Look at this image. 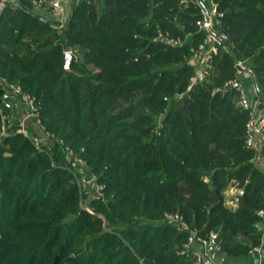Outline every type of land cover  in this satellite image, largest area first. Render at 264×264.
<instances>
[{"label":"trees","instance_id":"16d2710c","mask_svg":"<svg viewBox=\"0 0 264 264\" xmlns=\"http://www.w3.org/2000/svg\"><path fill=\"white\" fill-rule=\"evenodd\" d=\"M181 1L74 0L65 24L37 14L34 0L2 9L0 81L36 96L41 124L103 187L94 197L79 186L61 143L40 150L10 119L4 137L0 113V264H191V230H216L220 247L236 255L259 242L264 170L253 159L264 147L246 145L237 88L219 89L236 56L222 51L212 81L190 88L203 35L199 8ZM217 1L230 48L239 45L234 24L263 50L264 0ZM67 50L77 55L72 69ZM229 184L242 189L235 209L223 198Z\"/></svg>","mask_w":264,"mask_h":264},{"label":"built area","instance_id":"2783aa9c","mask_svg":"<svg viewBox=\"0 0 264 264\" xmlns=\"http://www.w3.org/2000/svg\"><path fill=\"white\" fill-rule=\"evenodd\" d=\"M15 0H0V12L7 5L8 2ZM43 1V0H41ZM62 0H51L52 5H58ZM182 3H194L200 10V17L196 21L197 28L199 32L202 33V40L194 47L190 63L194 67L195 73L190 80V88L204 83L207 81L214 70V61L222 51H229L231 38L229 32L223 28L220 24V3L217 0H182ZM164 40L173 46L180 45L182 40L180 38H175L167 35ZM237 72L234 78L226 82L228 86H235L237 88V104L243 110L249 112V121L247 123L246 129V145L253 147L255 149H260L264 143V113L260 109L261 101L257 98L256 102L252 101L249 92L241 83V77L243 73H248L252 75V70L244 65L243 61H239L236 64ZM6 89L9 90V94L14 98H20L25 101V107L28 108L29 114L27 117L32 116L34 119L40 120V106L36 96L22 87L19 84L8 82L7 80H2ZM0 113L2 114L1 110ZM2 120L4 123L5 116L2 114ZM26 117V118H27ZM21 128L18 132L29 136L32 142L38 149H41L43 143L38 136H31L28 129H23L24 125L21 122ZM3 132L5 131V125H2ZM5 133V132H4ZM3 133V134H4ZM8 133H6L7 135ZM62 144L64 151L66 152V160L78 169L82 167H88L87 161L78 155L74 149L65 142L62 138L58 140ZM80 181H78L81 188L90 187V190L94 189V197L102 196L101 189L103 187L94 175L87 176L83 174L80 176ZM235 200H238L236 197ZM236 205V204H235ZM92 212V211H91ZM260 214H264V209L260 211ZM185 227L186 225L183 224ZM193 244H199L200 247L207 249L208 247H213L218 250L221 249L219 243V236L216 230H210L208 234L202 235L198 234L197 231L191 230L188 240L184 244V248L190 251ZM263 247L255 245L250 249L251 253H262ZM191 264H215L210 258H208L206 251H199L193 257Z\"/></svg>","mask_w":264,"mask_h":264},{"label":"rangeland","instance_id":"374dc122","mask_svg":"<svg viewBox=\"0 0 264 264\" xmlns=\"http://www.w3.org/2000/svg\"><path fill=\"white\" fill-rule=\"evenodd\" d=\"M34 1L36 3V6H37L36 13L40 14L42 16H44V14L47 11H49V9L52 6L51 0H43V1L34 0ZM72 6H73V3H72ZM71 10H72V7H71ZM71 10H70V13H71ZM69 17L67 18V20L69 19ZM67 20H65L64 22H61V23L65 24L67 22ZM230 28L233 29V32H234V34H232V37L238 39L237 43L239 45L238 46L233 45L232 46L233 49L230 48L231 55L234 54L236 56V60L230 61V57L228 59V65L230 66V68L233 69V75L231 77H229L226 82H228L229 80L234 78V75L237 72L235 64L237 62H239L240 60L244 62V65H246L248 68H250L252 70V75H253V78L255 79L256 77H258L256 67L258 66L257 64L259 62V61L256 62L255 59L258 56V54L261 53L262 58L260 59V62H264V49L263 50L262 49L256 50L253 47L254 43L256 42V37H257L256 35L253 36L252 40H248V41H247V39L245 40L246 35L250 34V30H243L242 31L241 29H239V27L237 25H234V24H231ZM67 52L73 53V51H70V50H67L66 53ZM75 56L77 59V55H75ZM65 64H66V61H65ZM194 73H195V70L192 71V76L194 75ZM211 77H212V75H211ZM211 77L207 81H212ZM258 81L261 84H263L262 86H264V81H262L259 78L257 79V82ZM226 82L224 83V86H222V87L220 86L221 88H219V89L224 90V88H226V86H228L226 84ZM11 83H15V82H11ZM15 84H17V83H15ZM233 101L236 103V106L240 109V107L237 104V94H235ZM0 110H1L2 114L5 116L4 123H3V120H1V126L3 124L5 125V131H4L5 133L3 132L4 134H2L4 137L6 136V133L9 132L10 125L8 123V120L10 119L12 121L14 120L16 122H19L20 125H21V122H23V125H24L23 129L29 128L32 131L34 130L33 132H30V135L40 137V139L42 140L41 143H43L40 150H43L44 145L54 146L55 143L58 142V140L60 139L59 136L55 135L52 131L48 130L45 125L41 124V120L34 119L32 116L27 117L29 112H28V108L25 107V101L20 99V98H15V97L13 98L12 95L9 94V90L5 88L4 83L1 81H0ZM248 121H249V112L247 111V120H246V126H245L246 129H247ZM58 144H60V143L58 142ZM60 146H62V145L60 144ZM263 147H264V143L260 147V149H257V150L260 151L263 149ZM62 148H63V146H62ZM63 150H64V148H63ZM253 162H254V165L258 169L264 170V157L259 158L256 156L253 159ZM76 166L69 165V167H67V169L70 172H72V175H73L72 178L78 182L81 179L80 176L83 174H86V168H88V167H86L85 169L84 168L82 169V167L80 169H78V167H76ZM87 188H90V187L87 186ZM83 189H85V188H83ZM240 190H242V189L236 185L229 184L226 187V189L224 191L225 193H224L223 198H224L225 204L229 208L235 209L239 206L240 201H239L238 195L240 194ZM94 192L95 191L93 189L92 195H94ZM236 197L238 198V200H235ZM84 206L89 212L92 211V209L88 205H86V202H84Z\"/></svg>","mask_w":264,"mask_h":264},{"label":"crops","instance_id":"0c3cea01","mask_svg":"<svg viewBox=\"0 0 264 264\" xmlns=\"http://www.w3.org/2000/svg\"><path fill=\"white\" fill-rule=\"evenodd\" d=\"M72 3L73 0H62L58 5H53L51 8L49 7V11H47L44 16L56 22H64L70 16L69 14ZM220 24L223 25L222 20ZM241 83L246 86L252 101L256 102L259 95L256 84L254 83L253 75L243 73ZM260 101V109L264 113V94L261 95ZM257 228H259L258 230L261 232V236L259 242L255 245L260 244L263 247L262 253H251L249 251L248 253H245V255H236L229 253L227 250L225 251L222 248L220 250L213 247L205 249L200 247L199 244H193L188 252L191 253L192 257H194L197 252L206 251L208 258H210L215 264H264V218L259 223Z\"/></svg>","mask_w":264,"mask_h":264},{"label":"water","instance_id":"95a60500","mask_svg":"<svg viewBox=\"0 0 264 264\" xmlns=\"http://www.w3.org/2000/svg\"><path fill=\"white\" fill-rule=\"evenodd\" d=\"M75 60H76V56L72 52H67L66 53L65 67L67 69H72ZM57 260H58V258L55 259V264H56Z\"/></svg>","mask_w":264,"mask_h":264}]
</instances>
